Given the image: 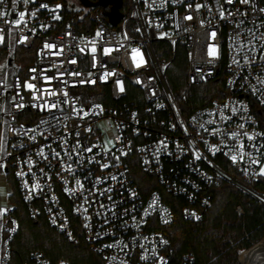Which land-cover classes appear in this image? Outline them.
I'll return each instance as SVG.
<instances>
[{"label":"built area","instance_id":"2783aa9c","mask_svg":"<svg viewBox=\"0 0 264 264\" xmlns=\"http://www.w3.org/2000/svg\"><path fill=\"white\" fill-rule=\"evenodd\" d=\"M108 7L88 8L91 29L78 33L63 24L56 1L0 3V36L11 31L14 45L34 48L35 55L24 77H0L6 147L0 183L10 170L29 217H44L70 244L78 232L103 264H192L190 255L172 261L170 241L157 230L171 225V209L159 190L141 193L131 161L184 202L186 221H202L212 201L208 189L220 182L264 205L263 194L216 160L264 183V132L250 103L264 109V0H128L115 26ZM21 12L24 21L16 26ZM180 51L187 55V87L210 82L220 69L225 74L223 97L187 115L167 80ZM14 208L0 206V264L8 263L18 229ZM235 213L245 215L241 205ZM22 264L50 262L34 251Z\"/></svg>","mask_w":264,"mask_h":264},{"label":"trees","instance_id":"16d2710c","mask_svg":"<svg viewBox=\"0 0 264 264\" xmlns=\"http://www.w3.org/2000/svg\"><path fill=\"white\" fill-rule=\"evenodd\" d=\"M46 1L61 3L64 25H72L78 33H84L91 29L87 18L88 8H86L83 17L79 18L76 11L66 8L63 0ZM127 11L128 0H122L119 13L125 15ZM179 53L184 54L181 57L185 60V51ZM179 55L171 65H175ZM34 60V48L24 49L15 45L8 47L5 42L0 44V65L6 63L11 66L14 74L18 77L22 78L26 75ZM169 83L184 115L206 105L212 99L223 97L225 94L223 69H220L217 76L206 83L203 89H199L197 86L185 89L180 85L181 90H179L176 84ZM250 103L251 111L255 114L259 127L264 132V109L252 100ZM216 160L230 174L264 195V183L261 179L257 182L245 180L231 169L225 160L220 157H217ZM130 166L131 177L141 193L146 194L151 190H159L163 195L164 202L171 209L173 217L171 225L166 228L158 227L157 230L170 241L171 258L174 263L180 261L184 256L190 255L192 264H239L236 259L237 251L248 248L252 243L264 237V205L235 186L227 182H220L210 187L208 193L212 197L211 206L202 221H186L182 217L181 210L184 202L181 199L165 194L150 176L141 172L135 159H132ZM6 178L11 185L9 201L15 204L12 215L18 226L9 245L10 257L7 264L27 262L29 254L34 251L42 252L50 264H56L61 260L68 264H103L101 257L89 248L78 232H76L78 242L70 244L62 234L49 227L44 217L33 221L19 197L10 170ZM237 205L242 206L244 216L235 213ZM243 234H246L248 239H245ZM238 260L240 262L239 256Z\"/></svg>","mask_w":264,"mask_h":264},{"label":"rangeland","instance_id":"374dc122","mask_svg":"<svg viewBox=\"0 0 264 264\" xmlns=\"http://www.w3.org/2000/svg\"><path fill=\"white\" fill-rule=\"evenodd\" d=\"M56 2H58V1H56ZM58 3L61 5L60 2H58ZM63 4L66 6L67 9L76 11L78 13L79 18H82L83 15L85 14L86 8L82 7L80 0H63ZM61 7H62V5H61ZM106 12L107 13L109 12V14H113V16L115 15L112 12L111 6H109L107 8ZM2 42H5L8 47L14 46V36H13L11 31H9L7 33V35L5 37H3L2 40H0V44ZM179 54L180 55H179L178 60L176 61L175 65H170L168 70H167V80H168V83L172 82V83L176 84V86L179 88V90H181L179 87L180 85L185 89L188 88L185 85V81H184L187 55L185 54V60H183V57H181V56H184V54L183 53H179ZM11 73H14L11 66L6 65V63L0 65V77L8 76ZM169 85H170V83H169ZM204 86H205V84L197 85V88L203 89ZM170 87H171V85H170ZM103 101L106 104L109 103V100L107 98H104ZM5 150H6V147H5V130L3 129V127H0V155L4 154ZM10 191H11V185L8 182L7 178L5 177L0 183V206L5 204L6 202L9 204H12L9 201ZM12 205L15 206V204H12ZM1 223H2V212L0 211V254L2 252V246H4L3 243H4V239H5V235L3 234ZM10 242H9L8 246L10 245ZM241 251L242 250H238L236 253V259H237L238 263H239L238 256L240 257Z\"/></svg>","mask_w":264,"mask_h":264},{"label":"water","instance_id":"95a60500","mask_svg":"<svg viewBox=\"0 0 264 264\" xmlns=\"http://www.w3.org/2000/svg\"><path fill=\"white\" fill-rule=\"evenodd\" d=\"M80 3L84 8L101 7L102 9H105L107 6H111L112 12L115 15H105L108 17L109 22L112 26H115L118 23L119 19L122 17V15L119 13V9L122 5V0H80ZM7 171L8 169L5 168V172Z\"/></svg>","mask_w":264,"mask_h":264},{"label":"snow or ice","instance_id":"6c2138e0","mask_svg":"<svg viewBox=\"0 0 264 264\" xmlns=\"http://www.w3.org/2000/svg\"><path fill=\"white\" fill-rule=\"evenodd\" d=\"M226 2H227V3H232L233 0H226ZM240 2H241V3H248L249 0H240ZM0 3H3V0H0ZM25 3H27V0H25ZM57 7H59V5H58ZM261 11H264V9H262ZM3 15H5V13L0 12V16H3ZM33 15H34V13H33ZM221 17L223 18V12H221ZM24 18H25V13H24V12L19 13V19L16 20V21L14 22V23L16 24V26H19V24L22 23V22L24 21ZM58 18H59V17H57V19H58ZM191 18H192L191 16L186 17V19H191ZM98 35H99V33H98ZM212 35L215 36V33H213ZM2 39H3V37L0 36V40H2ZM25 39H26V38H25ZM262 46H264V45H262ZM46 47H51V45H46ZM93 51H94V49H93ZM108 51H109V50L106 49V50H105V53L107 54ZM214 51H215L214 49H211V48H210V50H209V54L212 55V54L214 53ZM261 59H264V56H262ZM73 62H74V61H73ZM26 87H28V88H34L35 86L32 85V84H27ZM241 127H243V126L241 125ZM236 135H237L236 133H233V134H232V138H235ZM245 135H247V134L245 133ZM248 139H249V140H253L254 137H253V136H248ZM90 150H91V149H89V151H90ZM218 150H219V149H215V148L213 149L214 152H215V151H218ZM57 155H58V154H57ZM197 158H199V157H197ZM241 158H243V156H241ZM231 159L233 160V162H236V156H232ZM253 163H258V161H253ZM102 167H105V168H106V167H108V165L105 164V165H102ZM259 174L262 175V176H264V168H261ZM77 183H79V181H78Z\"/></svg>","mask_w":264,"mask_h":264},{"label":"bare ground","instance_id":"6f19581e","mask_svg":"<svg viewBox=\"0 0 264 264\" xmlns=\"http://www.w3.org/2000/svg\"><path fill=\"white\" fill-rule=\"evenodd\" d=\"M250 249L244 250L240 253L241 264H264V240L255 243ZM245 253V255H244ZM244 259L242 262V257Z\"/></svg>","mask_w":264,"mask_h":264}]
</instances>
